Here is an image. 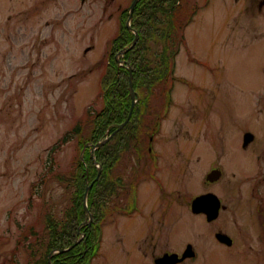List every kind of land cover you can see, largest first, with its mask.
<instances>
[{
	"label": "rangeland",
	"instance_id": "374dc122",
	"mask_svg": "<svg viewBox=\"0 0 264 264\" xmlns=\"http://www.w3.org/2000/svg\"><path fill=\"white\" fill-rule=\"evenodd\" d=\"M132 1L0 0V264L43 256L33 234L46 230L51 214L73 232L75 184L69 175L82 164L89 176L92 156L98 173L89 177L90 190L102 173L96 158L102 148L91 157L85 148L106 138L92 121L104 115L100 91L113 57L109 48ZM193 1L199 10L177 57L180 81L172 86V109L156 137L164 190L147 180L149 161L142 183L132 175L140 160L124 161V178L140 187V211L116 214L105 201L113 210L91 264H149L188 244L197 258L184 264H264L256 212L264 200V0ZM127 118L120 112L122 122ZM81 121L83 128L75 131ZM245 133L254 135L247 148ZM67 134L72 137L64 139ZM117 147L115 137L98 158L107 162ZM216 168L222 178L207 181ZM209 192L225 206L211 223L192 211L194 201ZM95 193L87 201L90 214L108 190L100 186ZM89 222L86 214L76 237L63 243L87 245L81 228ZM52 230L59 236V226ZM217 235L230 237L232 247Z\"/></svg>",
	"mask_w": 264,
	"mask_h": 264
},
{
	"label": "trees",
	"instance_id": "16d2710c",
	"mask_svg": "<svg viewBox=\"0 0 264 264\" xmlns=\"http://www.w3.org/2000/svg\"><path fill=\"white\" fill-rule=\"evenodd\" d=\"M198 10L197 4L190 3L188 0H140L135 8L131 24L133 30L139 34V40L136 46L124 55L123 60L126 62V69L124 66H119L116 61V56L122 50L130 48L135 39L134 33L130 32L126 25L129 19V13L127 14V17L122 21L120 30L112 40L109 48V54H112L113 57L109 59L107 73L100 91V98H102L104 104V115L100 114V122H95V120L92 121V129H102L100 134L101 138L107 137L106 132L108 128L110 129L109 134H111L116 130L118 125L122 123L120 120V112L123 113V115L128 113L131 105L129 69L132 70L134 89L138 92L139 98L130 122L116 135H120L123 139L126 138L128 140L126 137L127 133L125 134V132H128L129 127L132 124L144 122L141 120L146 114L145 101L155 97L158 93V89L162 91L163 86L167 87L170 82L174 80L170 72L178 53L177 48L185 44L186 38L184 32L194 21V17L197 15ZM117 103L119 105H117ZM79 126L83 128L82 121L75 126V131H78ZM80 132L77 133V135H80ZM71 137V134H67L64 139ZM85 141L87 143H92L91 138L85 139ZM97 142L98 141H94L92 145H96ZM82 144L83 142L81 145ZM109 144L110 141L105 144L101 150L97 151V156L95 155L97 161L102 166V173L96 184L91 186L93 190H89L87 201L91 204L90 199L94 198L96 195L95 192H97L100 186L107 188L108 193H106V198L104 197L98 206L91 205V209H96L95 215L90 211L92 221L90 224L83 225L81 228L84 240L88 239L86 241L87 245L85 243L83 247V243L75 244L74 242L72 245L68 246L67 243L69 240L66 243H63V241L67 240L71 235L76 237L78 226L81 225L86 218L84 210L86 187L91 174H93V177H96L98 173L92 164V159L87 160V167L90 173L89 176L86 168L82 164H78L77 171L74 169L69 175V180L73 181L75 184V192L73 194V199L75 198L73 205L74 210H72L73 222L75 223L73 232L66 231L57 219L53 218L54 220H52V214L49 215L46 219V230H43L41 234H33L36 244L43 249V256L39 257L36 254L34 261L28 264H49L48 257L53 251H64L72 246L73 248L70 251L54 254L52 264L90 263L94 255L95 243L97 242L109 213L107 211L108 205L105 201L110 204L108 199L113 190L111 179L113 168L116 165L117 153L114 155L112 154L111 157H107L108 161L105 163L98 158L99 153L107 149ZM85 154L91 157L90 147L86 149ZM257 214L261 230L264 234V200H261L259 208H257ZM53 221L55 222L52 223ZM56 226L60 227L59 236L52 230V227ZM31 249V257H33L35 253L33 252V248ZM82 250L84 251L83 255ZM39 251L38 249V252Z\"/></svg>",
	"mask_w": 264,
	"mask_h": 264
},
{
	"label": "flooded vegetation",
	"instance_id": "af4514ba",
	"mask_svg": "<svg viewBox=\"0 0 264 264\" xmlns=\"http://www.w3.org/2000/svg\"><path fill=\"white\" fill-rule=\"evenodd\" d=\"M156 104H157L158 107L157 108L156 107L154 108L152 102H149L148 108H147L148 114H149V118H151V115H152L153 112L155 114H158L159 112H161L162 111L161 107H163L164 105H167V101L163 100L160 104H158L157 103V100H156ZM171 109H172V106L170 107V111H171ZM170 111H169V113H170ZM151 124H152V122H151ZM151 124H148V129H151L152 128V125ZM149 140L152 141L153 140V137H150ZM123 144L124 143L122 141V145ZM120 149H121V147H118L117 148V151L119 150L120 153L123 154L122 160H126L127 157L129 159L133 160V161L134 160H138V159L140 160V162H139V170L136 171L134 174L132 173V175L134 177L140 178L141 179V183H142V177H141L142 176L141 175L142 174V171H143L146 163L149 161L150 164L153 165V171H151V172L148 173L147 180L148 181L151 180L159 189L164 190V184H165V182H164L163 177L161 175L163 166L160 164V161L162 160V157H163V155H162L163 153L161 152V150L159 149L158 146H153L151 148L150 147L136 148L134 150H129V153H127V154L123 153V151H121ZM150 151L154 155H152L150 153ZM178 151H179V149H178ZM154 159L156 160L155 162H154ZM127 170H131L130 164H128V169ZM118 174H119L120 177L121 176L126 177V170H122ZM141 183H140V185H141ZM134 184H135V179L129 181V194L130 195H135L137 197L139 203H140V201H141V199L139 198V190H140V187L137 186L134 189L133 188ZM121 185H122V187H127V185L125 183H122ZM164 192H166V190ZM117 198H118L117 203L119 204V207L121 209V204L120 203L121 202H124L123 189H120V193L118 194V197ZM167 253L168 254L177 253L181 257L182 254L184 253V251L183 252H180L178 250H175V251H169V252L163 253V254H161L159 256H154L152 258V262H150L149 264H154L155 261L158 258H160L163 255L164 256L167 255ZM189 261H192V259H186L183 262L178 263V264H184V263L189 262Z\"/></svg>",
	"mask_w": 264,
	"mask_h": 264
},
{
	"label": "water",
	"instance_id": "95a60500",
	"mask_svg": "<svg viewBox=\"0 0 264 264\" xmlns=\"http://www.w3.org/2000/svg\"><path fill=\"white\" fill-rule=\"evenodd\" d=\"M139 1L140 0H134L132 2V4H131L130 8H129V13L130 14H129V20L127 22V26H128V29L130 31L132 30L130 23H131V21L133 19V13H134L135 7L137 6ZM137 39H138V34L136 33V39H135V41L133 43V46L136 44ZM129 89H130V92H131V98L133 100V103H132L128 118L126 119V121L123 124H121L119 126L117 131L122 129L129 122L130 117H131L132 112H133V108H134L135 94H134V89H133V76H132V72L131 71H130V77H129ZM117 131H115L110 137H112ZM253 139H254V136L252 134H246L245 137H244V146L246 147L250 142L253 141ZM108 140L109 139H106L105 141L97 144V146H95L92 149V151H94V149H97V148L99 149V148L103 147L107 143ZM221 174H222L221 171H214L208 176L207 180L208 181L219 180V178L221 177ZM88 190H89V187H87V191H86V194H85L86 195L85 196V200H86V197H87ZM192 209H193L194 213H204V214H206L207 215V220L208 221H212V220L216 219L218 217V215H219L220 203H219V201L217 200V198L214 195L210 194V195L202 196V197L198 198L197 200H195L194 203H193ZM85 210L88 213L87 206H85ZM217 238H218L219 241L226 243L228 246H231L232 243H233L232 239L230 237H228V236L217 235ZM51 256L52 255H50V257H49V261L50 262H51ZM193 256H194V253L192 252V247L189 246L182 259L178 260L176 255L166 256L165 258L159 260V264H175L177 262L183 261L186 257H193Z\"/></svg>",
	"mask_w": 264,
	"mask_h": 264
}]
</instances>
